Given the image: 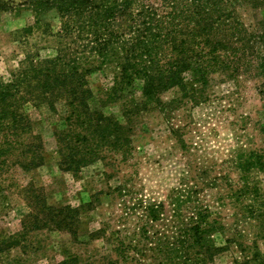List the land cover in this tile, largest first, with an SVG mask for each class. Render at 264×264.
Masks as SVG:
<instances>
[{
  "label": "rangeland",
  "instance_id": "obj_1",
  "mask_svg": "<svg viewBox=\"0 0 264 264\" xmlns=\"http://www.w3.org/2000/svg\"><path fill=\"white\" fill-rule=\"evenodd\" d=\"M246 5L238 10L251 29L264 8ZM61 32L56 10L38 26L28 6L1 12L0 82L11 83L27 56L54 58L67 43ZM74 38L68 43L75 53L89 55L90 38ZM251 58L193 92L167 91L158 108L144 106L141 82L115 101L111 64L93 72L95 122L88 128L101 117L99 125L123 137L99 142L95 133L66 152L64 163L56 133L66 127V102L25 105L26 132L12 137L0 158V264H264V171L241 165L253 153L264 156V45L261 60ZM185 77L191 81L195 72ZM33 144L43 152L39 167L25 161ZM48 208L63 214L54 219ZM36 214L49 227L37 229ZM256 251L258 261L251 258Z\"/></svg>",
  "mask_w": 264,
  "mask_h": 264
},
{
  "label": "trees",
  "instance_id": "obj_2",
  "mask_svg": "<svg viewBox=\"0 0 264 264\" xmlns=\"http://www.w3.org/2000/svg\"><path fill=\"white\" fill-rule=\"evenodd\" d=\"M148 1L0 0V13L28 6L35 14L37 26L43 14L56 10L62 21L60 37L67 41L54 58L36 60L27 56L18 72L12 74L11 83L0 82V158L7 153L4 148L11 144L12 137L25 134L29 122L24 108L28 103L47 102L54 106L58 100L66 102V127L56 133L61 163L65 162L66 152L82 148L96 137L95 133L99 142L114 133L123 137L122 131L99 125L101 117L95 129L88 128L95 122L89 107V76L108 64L116 70L115 86L110 91L115 101L123 99L128 88L141 82L144 106L158 108L161 96L171 89L178 88L184 94L193 92V85L209 84L213 74L237 72L249 54L253 55L252 63L260 58L264 17L247 29L238 7L248 4L252 9L263 10L264 0H158L160 4ZM81 32L90 38L91 52L85 57L76 54L75 45L68 43ZM191 71L195 77L187 81L185 76ZM26 149L33 156L26 155L25 159L31 167L43 165L39 146L33 144ZM36 156H40L38 164H34ZM241 165H256L264 171V156L253 153ZM47 210L54 219L63 214L62 208ZM33 217L37 229L49 227L44 218L39 219L37 214ZM64 218L67 217L63 215ZM35 222L30 221V225ZM201 234L197 229L193 237ZM10 241L13 247L17 246L16 239ZM252 257L258 261L262 254L256 251Z\"/></svg>",
  "mask_w": 264,
  "mask_h": 264
}]
</instances>
